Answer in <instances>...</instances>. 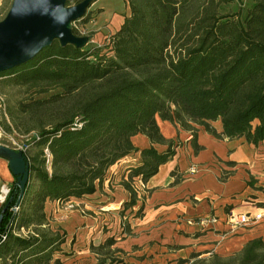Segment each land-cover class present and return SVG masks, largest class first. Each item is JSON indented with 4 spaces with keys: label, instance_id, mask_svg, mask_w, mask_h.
I'll use <instances>...</instances> for the list:
<instances>
[{
    "label": "trees",
    "instance_id": "obj_1",
    "mask_svg": "<svg viewBox=\"0 0 264 264\" xmlns=\"http://www.w3.org/2000/svg\"><path fill=\"white\" fill-rule=\"evenodd\" d=\"M126 2L129 14L111 36V53L53 39L32 59L0 72L25 93L8 108L11 124L4 130L29 136L24 193L19 199L13 176L0 205V213L6 206L0 257L10 255L12 264L40 262L46 252L49 261L63 242L48 224L46 200L95 192L111 165L139 150V165L122 180L130 192L126 206L135 204L134 181L147 182L175 154L158 118L190 130L193 138L201 126L218 139L264 140V0ZM137 134L150 144L138 149L132 141ZM113 243L108 238L92 249L99 255ZM178 263L264 264V238L228 255L191 252Z\"/></svg>",
    "mask_w": 264,
    "mask_h": 264
},
{
    "label": "crops",
    "instance_id": "obj_2",
    "mask_svg": "<svg viewBox=\"0 0 264 264\" xmlns=\"http://www.w3.org/2000/svg\"><path fill=\"white\" fill-rule=\"evenodd\" d=\"M157 122L163 136L176 145L175 154L147 182L134 181L135 204L124 206L130 192L122 180L139 165V150L111 165L95 192L62 202L45 201L48 224L65 230L64 243L75 255L87 254L89 244L112 237L113 246L126 255L137 252L143 260L170 254L187 258L191 252L228 255L252 238H264V140L253 145L243 137L218 139L201 126H195L193 138L190 130L159 118ZM211 124L221 130L218 121ZM132 141L138 149L150 144L142 134ZM193 142L200 148L194 149ZM12 181L7 161L0 158V189ZM68 202L76 208H65ZM257 212L262 214L259 221L231 228L232 214ZM191 218L197 221L190 223Z\"/></svg>",
    "mask_w": 264,
    "mask_h": 264
},
{
    "label": "rangeland",
    "instance_id": "obj_3",
    "mask_svg": "<svg viewBox=\"0 0 264 264\" xmlns=\"http://www.w3.org/2000/svg\"><path fill=\"white\" fill-rule=\"evenodd\" d=\"M11 1L12 0H0V20L5 16ZM82 1H85L86 5L83 12L69 22L68 27L70 31L76 37L84 39L82 45L97 46L102 49L104 53H111V36L118 30L124 17L129 14V7L126 0H81L80 2ZM75 5L74 0H70L69 4H64L63 8L66 9ZM9 79L10 77L8 75L0 76V94L4 97L6 107V115H2V111H0V143L14 149H20L21 146L27 143V138L29 136H23L17 132L5 131L4 125L11 124L8 108L11 109L15 107L17 101L23 98L25 93L20 86L11 84ZM137 187L142 189V185L140 184H135L136 189ZM140 189L137 190L138 193L142 192ZM124 206H126V204ZM74 208H76L75 205L71 209ZM189 220L190 223L197 221L196 218H191ZM54 230L57 232L58 237L63 238V242L59 244L57 250L51 252V259L49 261L44 258L47 252L43 254V260L40 262L32 261V259L28 260L27 258H24L25 260L22 258V260L27 264H55V260H57L59 264H179L178 260L183 259L181 257L175 258L172 254L161 258L155 257L154 255L152 259H138L140 255H137V252L135 255L131 253L126 255L127 252L120 250L113 246V244L110 248H102L101 251H99V255H97L92 249V246L101 245V243L96 245L89 244V252L87 254L76 256L74 250L68 246V243H64L66 236L65 230L60 226L55 227ZM111 239H113V237ZM0 264H12L10 255H3L0 257ZM18 264L23 263L18 262Z\"/></svg>",
    "mask_w": 264,
    "mask_h": 264
},
{
    "label": "water",
    "instance_id": "obj_4",
    "mask_svg": "<svg viewBox=\"0 0 264 264\" xmlns=\"http://www.w3.org/2000/svg\"><path fill=\"white\" fill-rule=\"evenodd\" d=\"M64 3L65 0H12L0 20V72L32 59L53 39L61 44L84 43L83 38L70 31L68 24L83 12L86 2L66 9ZM0 158L7 161L10 173L15 176L20 199L29 177V164L23 151L0 143ZM5 208L1 209L0 219Z\"/></svg>",
    "mask_w": 264,
    "mask_h": 264
},
{
    "label": "built area",
    "instance_id": "obj_5",
    "mask_svg": "<svg viewBox=\"0 0 264 264\" xmlns=\"http://www.w3.org/2000/svg\"><path fill=\"white\" fill-rule=\"evenodd\" d=\"M4 107H5V102H4V97L0 94V111H2V114L3 115H6L4 113ZM26 148V145L24 146H21L20 147V150H24ZM48 156V155H47ZM46 162H48L46 160ZM190 172H195V168L194 167H191L190 168ZM9 191V186L7 185H2L1 186V189H0V205L2 204V202L5 200V197L7 195ZM74 204L71 203V202H68L66 205H65V208L67 209H71L73 208ZM17 207H14L13 208V211H16ZM262 217V214L260 212H257V213H253V214H250V213H240V214H237V215H231L229 217V223L231 225V228L232 229H235L236 227L238 226H242V225H248V224H253L257 221H259ZM205 219H201L200 222L203 224ZM207 220H210V221H214V218H210V219H207ZM6 238V235L3 234L1 235V238H0V242L3 241L4 239Z\"/></svg>",
    "mask_w": 264,
    "mask_h": 264
}]
</instances>
